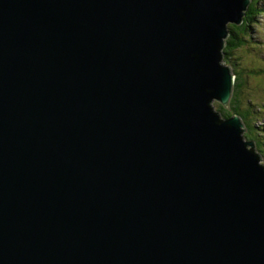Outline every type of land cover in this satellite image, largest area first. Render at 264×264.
<instances>
[{"label": "water", "instance_id": "95a60500", "mask_svg": "<svg viewBox=\"0 0 264 264\" xmlns=\"http://www.w3.org/2000/svg\"><path fill=\"white\" fill-rule=\"evenodd\" d=\"M251 0H0V264H264V164L229 25Z\"/></svg>", "mask_w": 264, "mask_h": 264}, {"label": "trees", "instance_id": "16d2710c", "mask_svg": "<svg viewBox=\"0 0 264 264\" xmlns=\"http://www.w3.org/2000/svg\"><path fill=\"white\" fill-rule=\"evenodd\" d=\"M263 2L264 0H252L243 24L239 26L229 25L230 35L224 49V62L232 67L235 75L234 91L230 107L224 109L217 104V110L222 113L224 118L238 115L247 130L245 133L246 140L255 141L256 152L264 157V133L261 134L259 126L256 125L258 121H263L264 119V87H262L260 79L256 76L257 72L253 70V73H251V67L246 61L249 57L255 55L259 46V43L252 39L253 34L249 32L252 31V26L257 25L256 16L264 12V9H262L264 7ZM242 49L244 52H249L248 58L243 63L239 61V58L235 61L231 56L233 52ZM252 84H255V88L257 87V93L255 94L261 92L258 95L261 100H257L254 97L253 91L252 93L250 92Z\"/></svg>", "mask_w": 264, "mask_h": 264}, {"label": "rangeland", "instance_id": "374dc122", "mask_svg": "<svg viewBox=\"0 0 264 264\" xmlns=\"http://www.w3.org/2000/svg\"><path fill=\"white\" fill-rule=\"evenodd\" d=\"M264 4V2H263ZM262 9H264V7H262ZM257 20L256 22V26H252V31H250L249 33L253 34L252 39L255 40L256 42L259 43V46L257 48V51L255 53L254 56L252 57H247L249 56V52H244V50H237L235 52H233V54L231 55L235 61H237V59L239 58V61H241L242 63L244 62L245 59H247V63L249 64V66L251 67V70L253 73V70H255L256 76L260 79L261 81V85L262 87H264V13L256 16L255 18ZM245 61V62H246ZM253 67V68H252ZM241 69H243V67H241ZM241 72V71H240ZM245 76V75H244ZM252 91L255 93H257V87L255 88V84H252L250 86V92L252 93ZM261 92H259L258 94H255L254 97H256L257 100H261L260 95ZM260 102V101H259ZM219 104L221 106L220 103L218 102H214V105L217 109ZM264 110V108H263ZM257 126H259L260 128V132L261 134L264 133V119L263 121H258V123L256 124ZM262 157V161L264 162V157Z\"/></svg>", "mask_w": 264, "mask_h": 264}]
</instances>
